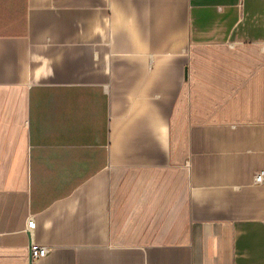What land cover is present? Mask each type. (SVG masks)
Listing matches in <instances>:
<instances>
[{
	"label": "crops",
	"instance_id": "0c3cea01",
	"mask_svg": "<svg viewBox=\"0 0 264 264\" xmlns=\"http://www.w3.org/2000/svg\"><path fill=\"white\" fill-rule=\"evenodd\" d=\"M257 171L264 0H0V264H264Z\"/></svg>",
	"mask_w": 264,
	"mask_h": 264
},
{
	"label": "built area",
	"instance_id": "2783aa9c",
	"mask_svg": "<svg viewBox=\"0 0 264 264\" xmlns=\"http://www.w3.org/2000/svg\"><path fill=\"white\" fill-rule=\"evenodd\" d=\"M264 181V171H257L254 175V182L256 184H261ZM35 226V222L33 219L29 221L28 227L33 228ZM49 250L47 247L37 245L35 243H31L30 246V256L32 260L40 259L47 256Z\"/></svg>",
	"mask_w": 264,
	"mask_h": 264
}]
</instances>
